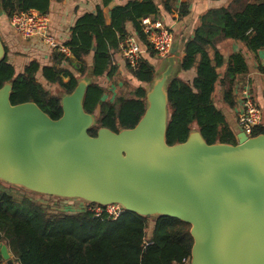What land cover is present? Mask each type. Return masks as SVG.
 <instances>
[{"label":"trees","instance_id":"1","mask_svg":"<svg viewBox=\"0 0 264 264\" xmlns=\"http://www.w3.org/2000/svg\"><path fill=\"white\" fill-rule=\"evenodd\" d=\"M52 1L0 0V14L9 20L16 13L31 10L46 15ZM112 1L103 0L104 6L97 7L95 13L78 18L68 40L62 44L68 53L54 50L51 65L42 66L32 60L21 71L10 61L5 47L6 56L0 61V88L12 82V105L33 102L57 120L63 113L61 96L48 87L70 94L79 81L89 75L92 83L86 90L84 109L97 116V124L89 134L96 136L101 128L117 133L138 124L146 109L147 86L156 77L154 65L142 57L136 69L128 66V72L137 83L128 86V91L114 100L105 99L107 89L101 80L118 84L115 78L119 69L113 61L130 37L127 23L132 24L150 55H155L143 32L142 21L155 17L159 9L154 0H131L124 6L113 7L110 22H107L103 8ZM173 2L163 0L168 12ZM188 14L187 4L181 3L179 17ZM201 23L185 44L177 66L183 72L195 69L194 80L186 82L174 73L168 84V145L185 142L193 129L200 131L208 144H236L224 113L215 104L214 94L218 87L224 88L223 99L234 108V80L247 75L249 67L244 54L235 52L226 60L218 45L227 40L241 42L258 63V53L264 50L262 1L233 0L226 8L209 10L202 16ZM223 68L225 71L221 73ZM258 69L264 73V66L259 64ZM262 133L263 125L254 129L253 136ZM5 185L0 181V244L7 245L19 264H184L191 258V227L177 219L155 218L149 233L151 219L134 213L126 212L113 220L106 216L95 217L85 210L56 211L40 204L37 195L16 201ZM0 262H3L1 252Z\"/></svg>","mask_w":264,"mask_h":264},{"label":"water","instance_id":"2","mask_svg":"<svg viewBox=\"0 0 264 264\" xmlns=\"http://www.w3.org/2000/svg\"><path fill=\"white\" fill-rule=\"evenodd\" d=\"M178 48L149 84L146 109L131 129L89 131L84 109L89 78L61 97L54 120L33 102L12 105V82L0 88V181L34 195L120 205L143 218L188 224L190 264H264V133L208 144L193 129L168 145V84ZM6 49L0 37V61ZM6 264L15 262L5 244Z\"/></svg>","mask_w":264,"mask_h":264},{"label":"crops","instance_id":"3","mask_svg":"<svg viewBox=\"0 0 264 264\" xmlns=\"http://www.w3.org/2000/svg\"><path fill=\"white\" fill-rule=\"evenodd\" d=\"M130 1L131 0H113L108 7H104L103 10L107 22H110L111 10L113 7L124 6ZM154 1L158 5L159 12L155 17L152 18L161 20L171 29L174 35V46L178 48L176 55L177 67L179 66L183 57L185 44L189 39L193 38L195 30L202 24V16L211 9H221L228 7L233 0H174V2L171 4V11L169 12L164 8L162 3L163 0ZM252 1L264 2V0H250V2ZM181 3L187 4V9L189 12V14L183 18L179 17ZM99 6H104L103 0H62L60 2L53 0L50 6V11L47 15L51 23V33L57 39L58 44L62 45L68 40L70 36V30L78 18L87 13H95L97 7ZM126 27L130 33V37L141 42L132 24L127 23ZM0 37L4 43V46L7 47L10 61L13 60V63L18 66L19 70L22 71L24 66L32 60H37L42 66L51 65V55L53 51L50 50L38 38L31 40L23 38L11 26L10 20L2 14H0ZM218 49L221 51L226 60H228L231 54L235 52H241L244 54L249 67V72L247 75L238 76L234 80L233 93L236 102L234 108L228 106L224 101V88L221 89L218 87L214 94L215 104L224 113L226 120L237 139V136L242 133L237 122L238 112L241 106L240 94L242 89H250V92L256 103L261 107L262 113L264 112V73H261L258 69L259 64L264 66V50H261L258 53L260 60V63H258L256 57H254V55L250 53L245 45L241 42L233 40L223 41L218 45ZM65 53H68V51L66 50ZM142 57L149 60L154 65L156 75L166 66L165 59L163 61L162 58H159L156 54L151 56L143 44ZM90 58L92 60V57ZM113 64L117 65L119 69V74L116 76V78L125 77L126 73L124 72V68L128 69V66L123 58L122 49L115 55ZM176 67L174 73H178V75L184 81L191 83L194 80L196 76L195 69L183 72L178 68L176 69ZM224 71L225 68L220 70L221 73H224ZM127 73L131 77L128 71ZM101 82L104 86H108L107 84H110V81L107 82L105 80H101ZM135 83H137L136 80ZM0 264H5V262H0Z\"/></svg>","mask_w":264,"mask_h":264},{"label":"built area","instance_id":"4","mask_svg":"<svg viewBox=\"0 0 264 264\" xmlns=\"http://www.w3.org/2000/svg\"><path fill=\"white\" fill-rule=\"evenodd\" d=\"M10 24L14 30L23 38L31 40L40 39L50 50L65 52V48L58 44L57 39L51 33V23L48 15L40 14L31 10L19 12L10 19ZM143 32L147 41L155 54L162 59L167 58L174 47V35L171 29L161 20L148 17L142 21ZM122 55L127 64L132 69H136L142 58V44L137 39L128 37L122 44ZM241 106L238 112V125L243 133L252 137L255 128L263 125L262 109L256 103L249 88H244L240 94ZM77 201L76 210L90 211L95 217H109L118 220L125 210L117 204L107 206H90L82 201ZM74 201V202H75ZM73 202V203H74ZM75 209V207H73ZM184 264H190V259Z\"/></svg>","mask_w":264,"mask_h":264},{"label":"rangeland","instance_id":"5","mask_svg":"<svg viewBox=\"0 0 264 264\" xmlns=\"http://www.w3.org/2000/svg\"><path fill=\"white\" fill-rule=\"evenodd\" d=\"M164 61V59H162ZM13 62V60H11ZM125 69V77H118L116 78V81L119 82V84H115L114 81H110V80H105V81H110V84H107L108 86H105L106 89H107V94L105 96V99H108V100H114V98L117 96V95H120L122 93H125L128 91V86H133L135 85V80H133L129 74L127 73L128 69L127 68H124ZM177 69V67H176ZM175 72V71H174ZM84 78H89L90 80H92V78H90V76H86ZM83 79V78H82ZM81 79V80H82ZM130 79V80H129ZM125 80H128V82H126L125 84ZM53 93H56V94H59L61 97L64 95L62 94L59 89H57V87H48ZM149 89V85L147 86V90ZM260 107V106H259ZM261 108V107H260ZM263 116H264V112H263ZM264 118V117H263ZM6 190L7 192L16 200V201H21L24 197H35L34 194L26 191V190H23L19 187H14V186H11V185H8L6 184ZM38 196V195H37ZM72 201L71 203H66L64 200H61V199H58V200H54L52 199V197H49V196H40V199H39V203L44 205V206H51L52 209H55L56 211H67V212H73L76 210V206H70V204H76L77 201ZM80 203V201H78ZM75 207V209L73 208ZM71 210V211H69ZM74 213V212H73ZM154 226V220L151 219L150 222H149V229H148V232L151 233V229L153 228ZM6 264V263H5Z\"/></svg>","mask_w":264,"mask_h":264}]
</instances>
